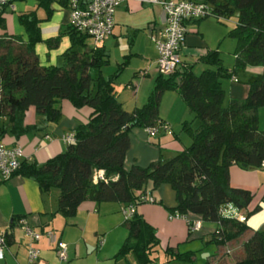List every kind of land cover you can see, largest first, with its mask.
I'll use <instances>...</instances> for the list:
<instances>
[{
  "label": "trees",
  "instance_id": "1",
  "mask_svg": "<svg viewBox=\"0 0 264 264\" xmlns=\"http://www.w3.org/2000/svg\"><path fill=\"white\" fill-rule=\"evenodd\" d=\"M50 1L40 0L44 7ZM201 2L211 8L208 16L218 20L236 16L235 25L228 31L236 40L233 68L224 65L218 50H209L201 57L208 67L198 74L189 67L178 66L170 75L158 72L145 103L131 111L115 95L117 72L107 77L101 73L100 68L107 61L101 46L92 40L94 45L77 50L76 46L87 47L91 38L69 25L71 46L64 52L65 63L41 65L35 53V44L42 40L40 18L34 11L19 13L26 40L16 34H0V115L7 116L9 132L20 136L36 128L24 122L30 107L52 123L62 117L63 99L76 108L89 106L91 112L88 120L74 129L75 140L66 144L64 150L42 164L20 160L12 175L34 179L41 191L58 188L57 209L64 217L74 216L85 200L116 201L125 206L133 203L137 207L142 203L137 190L147 192L149 188L151 194L166 183L175 194L170 214L188 216L190 222L194 219L189 215H197L216 224L208 242L225 245L241 237L249 228L246 218L254 211L248 208L253 193L230 183L229 167L236 164L261 168L264 161V131L258 125V109L264 105V0ZM4 7L0 6L2 30L5 29ZM47 14H50L48 8ZM249 66H261L262 72L244 75ZM91 69H96L95 77ZM239 76H243L240 80L248 86V92L243 99H231L224 106L221 80L232 77L238 81ZM166 90H176L193 114L191 121L182 123L191 143L171 157L165 158L160 153L146 166L132 164L126 168L131 129H146L162 122L159 103ZM193 121H198L195 128ZM98 169L104 170V179L94 182L93 175ZM228 205L246 215L245 220L222 216L220 210ZM124 226L127 235L113 257L122 259L131 254L136 264L153 262L152 253L159 243L154 227L136 208L125 219ZM8 236L6 233V241ZM243 249L245 257L235 264H264V231L253 230ZM163 253L164 264L190 261L193 256L192 251L175 252L171 246H166Z\"/></svg>",
  "mask_w": 264,
  "mask_h": 264
},
{
  "label": "crops",
  "instance_id": "2",
  "mask_svg": "<svg viewBox=\"0 0 264 264\" xmlns=\"http://www.w3.org/2000/svg\"><path fill=\"white\" fill-rule=\"evenodd\" d=\"M12 6L4 7L5 29H0V34L3 32L16 34L26 40V33L18 20V14L34 11L40 18L41 41H45L48 45L58 38L56 43L52 42L54 49L56 48L54 58L47 54L46 60L41 61L36 54L39 63L44 66H62L65 63L64 52L71 46L67 29L70 15L68 3L65 4V0H51L47 7H44L40 0H13ZM47 8L50 10L49 15ZM208 17L186 20L187 34L180 49L178 64L180 69L189 67L195 73L194 68L201 71L207 68L208 65L201 61V57L209 50H218L220 53L222 42L226 37H230L228 31L231 27L225 22L226 19L218 20L212 17L213 21L205 20ZM163 24L164 13L161 5L139 0L126 1L114 12L112 33L96 44L101 46L107 55L106 63L100 68L101 73L107 77L117 72L114 82L115 95L128 111L143 105L153 89L158 74L156 68L158 52L152 35H157ZM9 28L11 29L8 30ZM89 40L87 47L75 48L79 51L88 49L89 46L94 45L93 41ZM249 67L248 70L246 68L244 75L262 72L261 66ZM125 71H128L127 79L121 81L120 75ZM238 78L239 80L235 81L230 77L229 82H223L224 101L227 97L231 100L243 99L246 96L248 86L240 80L243 76ZM117 83L123 89L116 90ZM184 103L176 90H166L161 94L159 118L168 124L170 131L171 128L188 120L190 110ZM168 105L169 108H166ZM60 106L62 117L57 123L46 121L42 115L35 112L33 107H30L25 113L24 122L27 125H35L36 128L20 136L9 132L7 116L0 115L2 143L7 147L19 146L22 149L20 160L35 161L38 164L60 153L66 147L62 136L74 132L80 123H85L91 112V108L86 106L76 108L66 99L60 101ZM192 123L197 126L196 121ZM258 125L264 131V105L258 109ZM181 131L184 132L182 129ZM129 137L130 146L124 162L126 168L132 164L146 166L157 159L160 153L167 158L184 149L191 142V138L189 140L182 134H175L173 131L170 133L168 130H159L151 136L140 127L132 128ZM229 180L233 186L249 189L253 193L248 208L254 211L246 218L249 228L241 237L225 245L213 243L216 247L205 254L203 264H235L245 257L243 243L253 230L264 231V170L259 167L244 168L233 164L229 167ZM147 190L150 192L149 188ZM59 193L56 187L41 191L34 179L19 174H14L0 182V231L9 235L0 264H29L27 245L31 240L25 235L23 224L37 232L53 230L67 245V261L69 256H77L81 252V243L88 239V235L95 236L102 246L100 252L104 251L103 249L112 239L117 244H122L127 235L124 226L125 216L122 213L124 204L116 201L96 203L93 200H85L78 206L74 216L64 217L57 209ZM151 194L156 202H142L137 205L136 211L154 227L164 248L171 246L174 247L175 252H193L190 261H170L167 264H196L197 255L194 250L182 248L180 244L190 239H198L208 244L207 240L216 224L212 222L213 226H210L200 216L191 214L190 218L201 220L200 227L192 231L184 219H170V208L175 205V194L169 184H161ZM34 245L40 250L35 264H57V262L63 264L58 261L54 244L44 235H41ZM129 255L125 258L127 263L136 264L132 255L131 262Z\"/></svg>",
  "mask_w": 264,
  "mask_h": 264
},
{
  "label": "built area",
  "instance_id": "3",
  "mask_svg": "<svg viewBox=\"0 0 264 264\" xmlns=\"http://www.w3.org/2000/svg\"><path fill=\"white\" fill-rule=\"evenodd\" d=\"M130 0H67L70 11L69 25L80 33L88 35L95 43L101 42L112 33L114 27V12L123 2ZM161 5L164 13V24L157 35H152L158 56L156 59L157 71L162 75H170L177 68L180 62V49L186 38L187 29L185 21L208 16L211 8L204 2L196 0H139ZM13 0H0V6L13 7ZM143 73V72H142ZM140 73V74H142ZM236 81V78H232ZM149 135H155L159 130H169L168 124L158 122L155 126L145 129ZM64 143L69 144L75 140L74 132L62 136ZM22 149L19 146L7 147L0 139V179H8L20 164ZM264 170V161L261 163ZM104 179V170L98 169L94 172L93 180ZM140 202H155V198L148 192L137 190ZM136 206L128 204L122 208V213L126 218L132 216ZM220 213L225 217H236L239 221H244L245 216L231 205L224 206ZM170 219L182 218L189 226L190 230H197L200 227L199 220L190 222L188 216L180 213L169 214ZM22 228L26 236L30 238L27 245L28 262L35 264L39 258L40 250L34 243L44 235L49 242L54 244L57 257L60 261H67V245L61 241L53 230L37 232L31 227L23 224ZM6 246V233L0 231V258L3 257V249ZM164 264V263H157Z\"/></svg>",
  "mask_w": 264,
  "mask_h": 264
},
{
  "label": "rangeland",
  "instance_id": "4",
  "mask_svg": "<svg viewBox=\"0 0 264 264\" xmlns=\"http://www.w3.org/2000/svg\"><path fill=\"white\" fill-rule=\"evenodd\" d=\"M9 14H10V11H9ZM205 20L213 21V18L208 17ZM225 22L227 23L228 26L233 27L235 25V22H236V16L235 15L230 16L228 19L225 20ZM10 29L11 28H9L8 30H10ZM89 41L91 42L92 40L90 39ZM35 45H36L35 46V53L37 55H39L41 61L46 60L47 54H49L52 59L54 58L53 54H54L55 49H56V48L54 49L55 46L53 47V45H51V46L47 45V43L45 41L37 42ZM235 46H236L235 38L226 37L224 39V41L222 42V46L220 47V51H221L220 56L223 60V63L227 68H230V69H232L234 66L235 56H234L233 52H234ZM247 70H248V68H247ZM194 71H195V73H199L201 71V69L194 68ZM127 72L128 71H125L124 73H122V75H120L121 81H124V78L127 77V75H128ZM96 73H97L96 69H91V74L94 77L96 76ZM106 73H108V72H106ZM221 81H222V85H223V82H226V81L229 82V78L228 77L222 78ZM125 83H126V80H125ZM118 89H123V88H122V86H119V84L117 83L116 84V90H118ZM228 103H229V100L227 97L225 99V101L223 102V104H224V106H227ZM86 107L90 109L89 106H86ZM166 108H169V105ZM188 112L189 113H188L187 119H188V121H191L193 114L190 111H188ZM87 119H88V117H87ZM196 122H198V121H196ZM195 125L196 124L192 123L193 127H195ZM181 129H182V124H178L177 127L171 128V131L168 130V132L171 133L173 131L175 134H182L185 138L189 139L190 137L188 136L186 131L183 132V131H181ZM169 157H171V156H169ZM153 191H155V190H153ZM205 223L210 224V226H213L212 222L210 223V222L205 221ZM126 233H127V231H126ZM108 243L109 244L103 249L104 251L100 252L102 246L97 242V240L95 239V236L88 235V239H86L84 241V243L83 242L81 243L82 244L81 252L77 256H69V259L67 262L61 261V263L69 264L72 262L73 264H128L127 261L125 260V258L115 259L113 257L115 252L118 250V247L120 244H117L114 239H112V241L108 242ZM180 246L182 248H191L194 250L195 254L197 255L196 264H200V263L203 264V261L205 259V254L208 251H211V250H213V248L216 247L213 243H210V242L208 244L202 243L198 239H190V241L182 242L180 244ZM163 250H164V247L161 244V242L159 241V243L155 246V250L152 253V256L155 257V260L153 262H150L147 264H155V263H160V262L163 263V261H164ZM129 258L132 262L131 255H129ZM58 261H60V260L58 259ZM57 264H59V263L57 262Z\"/></svg>",
  "mask_w": 264,
  "mask_h": 264
}]
</instances>
